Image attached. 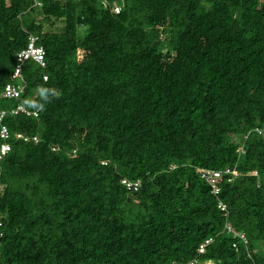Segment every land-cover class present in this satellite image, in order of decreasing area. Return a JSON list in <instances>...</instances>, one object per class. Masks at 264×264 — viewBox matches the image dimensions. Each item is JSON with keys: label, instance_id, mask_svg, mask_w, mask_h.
Returning <instances> with one entry per match:
<instances>
[{"label": "trees", "instance_id": "trees-1", "mask_svg": "<svg viewBox=\"0 0 264 264\" xmlns=\"http://www.w3.org/2000/svg\"><path fill=\"white\" fill-rule=\"evenodd\" d=\"M106 3L0 0V264H264V0Z\"/></svg>", "mask_w": 264, "mask_h": 264}, {"label": "built area", "instance_id": "built-area-1", "mask_svg": "<svg viewBox=\"0 0 264 264\" xmlns=\"http://www.w3.org/2000/svg\"><path fill=\"white\" fill-rule=\"evenodd\" d=\"M102 5H107L106 0H99ZM111 10L114 14H119L121 11V8L119 5L114 3L111 7ZM28 60H33L35 63L39 64L41 67H44L45 65V53L42 47H37L36 46V39L35 38H30L29 43L26 48H23L19 51L16 57L17 61V66L14 69L13 75H12V80L11 82H8L4 88H3V98L17 101V104L15 108L11 109L10 111H1L0 112V138L3 140L8 139V131L6 127L1 125L2 120L6 115H17L18 113H24V114H31L34 117L38 116V111L39 110H34L32 112H28L26 107L23 105V103L20 101L22 98V95L24 93V84L20 81V72H21V64L24 63L25 61ZM44 80H46V77H44ZM260 133V131H259ZM10 147L4 142L1 147H0V158L4 155L7 154L9 151ZM238 173L233 170V169H226L224 172H216V171H211V172H204L201 176L204 178L210 187L212 188L213 193L216 195L219 193V188L217 184L219 183L220 179H222V176L227 177L226 182H232L234 180V177L237 176ZM123 183L126 185L128 189H138L140 186L139 181L135 183ZM219 209L221 211L226 210L224 204L219 205ZM227 215V213H224ZM228 232L232 231V228L227 226ZM1 236V235H0ZM210 240L205 241L204 244H202L199 248V251L202 252L203 248L205 245L209 243ZM235 247V245H233ZM192 264V263H189Z\"/></svg>", "mask_w": 264, "mask_h": 264}, {"label": "clouds", "instance_id": "clouds-1", "mask_svg": "<svg viewBox=\"0 0 264 264\" xmlns=\"http://www.w3.org/2000/svg\"><path fill=\"white\" fill-rule=\"evenodd\" d=\"M36 93L38 94L41 101H43V103H37L33 99H26L23 101V105L29 108L43 110L45 107V104L51 102V97H54L57 95L56 90L54 88L44 87L43 85L37 86Z\"/></svg>", "mask_w": 264, "mask_h": 264}]
</instances>
